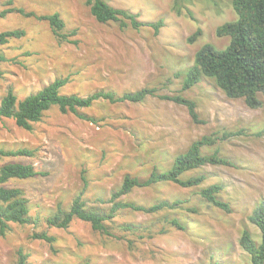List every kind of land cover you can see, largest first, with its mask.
Masks as SVG:
<instances>
[{
    "label": "rangeland",
    "instance_id": "obj_1",
    "mask_svg": "<svg viewBox=\"0 0 264 264\" xmlns=\"http://www.w3.org/2000/svg\"><path fill=\"white\" fill-rule=\"evenodd\" d=\"M13 6L37 15L58 13L65 33L60 42L45 21L9 14L0 18V32L21 29L24 36L0 47L9 59L0 64V99L12 89L22 99L41 90L56 78H67L62 94L89 96L99 91L116 95L155 88L157 95H181L196 105L199 123L192 122L184 106L148 97L141 103L95 102L78 113L62 114L52 108L30 131L12 120L0 121V148L34 151L31 158L14 161L32 164L46 176L16 182L29 201V215L36 225L10 224L0 234V264H15L16 252L28 255L29 264H250L239 245L242 231L259 243L258 229L249 217L264 201V96L260 106L247 108L241 99H228L211 79L203 77L182 91L195 53L204 45L224 49L227 37L216 29L236 19L231 0H106L116 9L136 14L141 22L162 21L157 34L150 28L121 30L116 23L99 24L86 0H12ZM0 0V11L6 9ZM200 33L193 37L197 31ZM236 133L202 148L217 151L234 167L204 166L184 177L203 175L200 187H222L220 200L230 212L210 206L198 188L172 183L135 189L122 200L150 206L160 200L186 201L183 209L153 215L121 211L109 224L110 235L73 220L65 229L49 227L44 217L60 207L66 210L81 196L85 205L108 209L110 196L126 175L146 178L153 168L168 169L174 158L203 136ZM183 226L175 229L164 218ZM144 225L149 232L121 231L117 225ZM148 231V230H147ZM46 233L52 243L33 239ZM143 237V238H140Z\"/></svg>",
    "mask_w": 264,
    "mask_h": 264
},
{
    "label": "trees",
    "instance_id": "obj_2",
    "mask_svg": "<svg viewBox=\"0 0 264 264\" xmlns=\"http://www.w3.org/2000/svg\"><path fill=\"white\" fill-rule=\"evenodd\" d=\"M1 1L7 8L0 11V18L17 14L23 18L45 21L57 40L70 44L76 43L75 40L69 39L75 35V31L65 33V23L58 13L37 15L14 7L12 0ZM175 1L176 3L184 2V0ZM85 4L91 16L99 24L116 23L121 30L150 28L154 34H157L163 26L161 20L141 22L136 14L113 8L106 0H86ZM231 5L236 19L219 26L215 31L217 37L228 38L227 46L224 49H216L209 44L201 47L194 55L193 66L186 73L181 90L186 91L192 88L205 77L211 79L228 99H241L247 108L256 109L260 106L259 96H264V0H231ZM199 33L198 30L193 37L189 38V41H192ZM24 34L21 29L0 32V47L11 40L22 38ZM8 60L6 55L0 52V64ZM0 76H2L1 70ZM66 83L67 78H56L38 92L22 99L9 88L0 99V121L12 120L17 127L30 131L33 124L39 122L44 113L56 108L62 114L71 113L81 120L95 123L93 118L78 113V110L89 108L98 101H106L110 104L141 103L148 97H156L184 106L192 122L199 123L195 103L181 95H157L155 88H142L122 95H116L111 91H99L81 97L75 94H62L61 89ZM234 135L237 134L224 133L221 137L203 136L192 142L184 153L178 154L168 169L161 171L153 168L146 178L141 179L126 175L120 187L111 194L108 209L88 207L81 196H77L66 210L58 207L56 212L44 217V222L49 227L65 229L76 219L89 224L95 232L110 235L108 223L113 224L115 216L124 210L149 215L183 208L189 213L195 212V208L183 207L186 201L182 200H160L150 206L122 200L135 189L150 188L161 183H172L186 189L198 188L197 195L205 203L229 213V205L219 197L222 189L220 185L213 184L202 188L200 185L205 179L203 175L190 177H184V175L204 166L234 167L230 159L220 156L217 151L210 155L201 153L202 148L213 146L218 141ZM33 155L34 151L27 148L14 150L0 148L1 235L9 229L10 224L36 225L38 222V218H32L29 215V201L25 191L15 185L16 182L46 176L45 172L37 171L32 164L14 161L15 158H31ZM164 220L175 229H183L180 221L175 218L165 217ZM249 221L258 229L260 241L256 243L249 232L244 230L240 235L239 245L249 255L250 264H264V201L254 209ZM117 228L132 233L149 232L147 236H150V230L144 225L122 223L117 225ZM32 238L46 243L54 241L53 237L44 232L33 233ZM16 257L15 264H29L28 255L21 249L17 250Z\"/></svg>",
    "mask_w": 264,
    "mask_h": 264
}]
</instances>
